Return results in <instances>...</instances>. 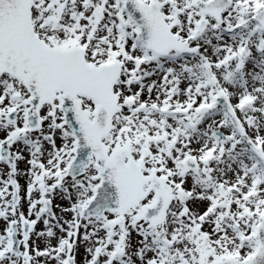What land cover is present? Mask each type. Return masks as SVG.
Instances as JSON below:
<instances>
[{"label": "snow or ice", "instance_id": "obj_1", "mask_svg": "<svg viewBox=\"0 0 264 264\" xmlns=\"http://www.w3.org/2000/svg\"><path fill=\"white\" fill-rule=\"evenodd\" d=\"M0 264H264V0H0Z\"/></svg>", "mask_w": 264, "mask_h": 264}]
</instances>
